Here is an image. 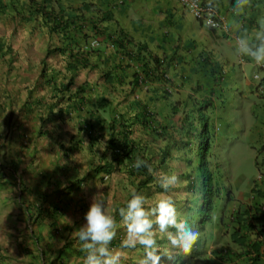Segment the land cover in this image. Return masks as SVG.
Here are the masks:
<instances>
[{"label":"crops","instance_id":"crops-1","mask_svg":"<svg viewBox=\"0 0 264 264\" xmlns=\"http://www.w3.org/2000/svg\"><path fill=\"white\" fill-rule=\"evenodd\" d=\"M211 1L220 5L227 33L213 32L211 36L176 0H125L121 6L117 0H60L67 32L51 33L40 16L28 13L30 0H1L0 48L4 49L0 53V88L8 86L9 90L6 99L0 97V264H45L56 257L54 264H83L81 242L63 247L79 228L71 231L56 226L61 233L55 232L51 210L68 205L62 225L77 218L86 222L94 194L102 192L111 214L118 177L103 182L101 175L94 176L60 200L51 195L44 203L41 197L52 193V183L64 186L71 177L83 179L102 161L111 134L110 118L116 112L124 113L135 103H148L158 113L159 128L171 116L168 105L172 101L158 91L163 85H152L148 93L139 91L136 96L142 102L131 94L130 83L138 64L121 60L106 44L90 50L93 13L85 14L83 7L89 2L106 7L115 4L114 20L101 23V27L108 32L121 28L136 41L148 44L154 54L168 58L174 64L168 66L171 82L199 81L205 58L218 69L228 70L230 76L235 68L239 76H247L260 66L238 55L235 41L244 30L250 34L257 27V18L264 16V0H251V7L239 16L233 11L235 0ZM36 20L43 25L37 32ZM61 46L64 53L56 49L47 58L50 49ZM208 51L213 56L207 55ZM71 54H79L85 63L69 71L75 64ZM83 87L86 89L81 94ZM182 97L185 99L187 93L182 92ZM60 99L63 102L58 110L63 113L59 118H48ZM136 137L141 139L140 134ZM121 188L125 189L124 184ZM119 203L116 201L115 207ZM40 205L49 211L32 226L29 215L37 213ZM3 229L7 235H2Z\"/></svg>","mask_w":264,"mask_h":264},{"label":"clouds","instance_id":"clouds-1","mask_svg":"<svg viewBox=\"0 0 264 264\" xmlns=\"http://www.w3.org/2000/svg\"><path fill=\"white\" fill-rule=\"evenodd\" d=\"M120 1L119 6L125 4V0H117V2ZM47 2L50 4L47 5ZM47 2L39 4L36 0H30L31 6L28 13L40 16L43 25L50 28L51 33L67 32V25L61 20L62 12L65 10L62 9L60 0H47ZM176 2L199 25L207 28L210 35L213 32L227 33L219 4L211 0H176ZM88 5H85L82 11L85 14L93 13L90 18L93 27L90 50H96L100 44H106L115 50L121 60L138 64V69L130 83L131 94L134 95L137 102H142L137 99V93L141 90L148 93L152 85L155 84L163 85L158 91L161 92V96L163 94L164 99L172 101L168 105L171 108V116L163 128L154 126L153 133L147 134L140 124H136L131 137L135 143L141 141V143L149 144V155L157 156V159L160 158L158 155L161 154L163 148L167 147L170 158L165 164L169 169L163 168V170L156 171L153 175V182L145 187L141 186L140 178L132 176L123 168L112 175L100 174L101 181L106 182L110 181L112 176H117L118 172H126L127 180L131 183L130 186L136 191H132V198L128 201L127 206L123 204L112 211L111 214L114 213V215H111L106 207L102 199L103 193L94 194L90 208L85 214L86 222H81L80 218L67 222L73 229H79L74 232L73 237H69L67 244L65 243L63 247L81 242L85 251L80 256L83 264H176V261H182L184 255H186L187 262L213 259L222 263L230 261L231 264H252L251 258L254 256L251 254L252 248L249 250V247H242L237 240L233 239V235L239 231L238 237L246 236L249 245L260 246L262 255L259 264H264V234L260 235L261 231H264V197L259 196V192H264V188L262 186V190L258 189L259 183H264V164L262 169H259V176L249 182L250 187L247 188L249 193L247 198L242 200L239 186L243 178L237 182L234 180L233 162L235 160L225 145L228 141L236 140L235 136H239L241 133L253 140L255 135V140L261 144V147L259 149L252 148L258 153L256 165H261L258 162V157L264 153V132H262L264 120L260 123L261 129L252 130L250 125L245 122V114L246 105H250L252 123L255 121L253 118L260 117L257 115L258 107L262 105L261 107L264 108V104L251 101L255 100V96L264 100V68H262L264 66V16L257 18V27L253 28L250 34L244 30V35L235 41L237 54L249 57L256 65L260 66L257 70L248 72L247 76H239L238 69L235 68L230 76L228 70L218 69L213 65V62H207L208 58H205L201 66V79L188 84L187 82H171L168 66L174 64L168 62V58L154 54L145 42L136 41L121 28L108 32L101 27V23L114 20L113 6L115 4L106 7L89 2ZM250 7L251 0H235L233 11L239 16ZM43 25L37 22L35 32L39 28L43 29ZM120 32H123L127 39H123ZM117 43L119 44L117 45ZM140 48H145V52H140ZM3 49L1 48V50ZM54 50L60 53L65 52L62 46L55 47L47 52V58L53 55ZM209 54L213 56L212 51H208L207 55ZM70 57L75 64L69 71L77 69L76 64L85 63L84 60H80L79 54L77 57L71 54ZM152 57L157 58L158 62H153ZM147 66L150 73L144 72ZM85 89L86 87H83L79 93L83 94ZM182 92L187 93L185 99L182 97ZM62 102L63 100L60 99L55 103L48 118L60 117L63 112H60L58 107ZM139 104L142 105L141 103L132 104L126 112H116L114 118L112 120L110 118L109 140L113 134L110 126L115 119L133 123L136 116H141L145 110L154 113L157 117L158 113L152 110L148 103L140 108ZM198 127H200L199 143L194 153L196 162L194 165L188 163L184 156H177L182 151V147L175 135L181 129L191 137L197 132ZM138 134L141 139H137L136 135ZM203 139H206V147L204 154H201L200 148H202ZM109 140L107 149L111 141ZM107 155L109 156L108 153ZM202 157L206 159L207 168L212 176L213 201L210 211L211 220L201 230L200 221L204 217L203 207L206 194L205 181L201 173ZM101 162L92 166L90 171L94 170L96 165L99 166ZM180 165L186 166L184 171H190L192 168L194 172L192 177L187 178L189 190L186 194L198 192L196 197H199V191L201 193L197 208L191 210L189 204L181 208V211L188 213V218L178 215L174 202L166 195L181 183L178 177ZM133 167L136 169L144 167L148 168L150 172L152 171L151 165L140 158L136 159ZM97 187L101 188L99 184ZM196 187L197 189H195ZM148 190L165 194H162L152 206L145 207V198L141 193ZM139 191L140 193H138ZM115 211H117V215H115ZM245 212L256 215L257 219L249 217L245 225L242 223L240 225L237 216ZM191 218H195L193 224ZM250 224L254 226L249 227ZM210 226L212 227L210 240L203 247L200 243L201 234L206 233ZM216 238L219 240L213 242ZM226 238L230 242L229 249L223 248L225 245L223 241H226ZM170 250L176 251L169 252Z\"/></svg>","mask_w":264,"mask_h":264},{"label":"trees","instance_id":"trees-1","mask_svg":"<svg viewBox=\"0 0 264 264\" xmlns=\"http://www.w3.org/2000/svg\"><path fill=\"white\" fill-rule=\"evenodd\" d=\"M120 36L123 39H127V36L123 32H120ZM118 44L119 43H117V45ZM139 50L140 52H145V48H140ZM1 51L2 50L0 48V53ZM152 61L158 62V59L152 57ZM144 72L145 73L151 72L148 69V66L144 69ZM136 124H140L141 127L147 131V134H150L153 133V131L155 130L154 126L158 128L159 117L158 115L157 117H155L154 113L152 114L150 111L145 110V112H143L141 116L138 115L136 116L133 123L131 121H124V120L120 121L116 119L113 120V124L112 126H110V129L113 131V134L110 139L111 141L109 140L110 142L108 145V149L106 151V153H108L109 156L104 153L101 164L99 166L96 165V168L90 171L87 174V176L83 179L75 180L73 179V177H71L70 182L65 184L64 186H61V184L59 183H52L50 185V188H53L52 193L45 194V196L41 197V200L44 203H48L50 201L51 195L52 197L56 196L57 199L60 200L62 196H69L71 193L77 191L78 190L77 188L80 187V185L84 181L90 179L91 176L93 175L98 176L100 174L112 175L113 173L121 170L122 168L126 169L127 172H129L132 176H135L136 178H140L142 180L140 183L142 187H145L149 183H152L154 179L153 175L155 174L156 171L163 170V168H165L166 170L169 169V167L165 164V162L170 158L168 155V149L167 147L163 148L161 154L158 155L160 156L159 159H157V156H150L149 155L150 148L148 147L149 144L143 142L141 143V141L139 143H135L133 140H131ZM118 142L120 143L118 144ZM205 147H206V139H203L202 148H200L201 154H204ZM119 150L121 152H118ZM137 158L147 161L148 164L151 165L152 171L150 172L148 168H144V167L140 169L134 168L133 165ZM201 173L205 181L204 185L206 186L205 204L203 207L204 217L200 221V228L202 230L204 229L205 225L211 220L210 211L212 209V201H213L212 176L207 168V162L204 157H202ZM259 196L264 197V192H259ZM67 209H68V205L65 207V205L62 204L60 206L54 207L53 210H51L53 214L52 217L55 220V222L52 224L53 228L57 226V227H62L65 230L73 229L71 225L68 224L62 225L61 220L64 217L65 211H67ZM48 211L49 209L46 210V208H44L43 205H40L39 211H37V213L32 215L29 213L30 211L28 208L27 213L30 214L29 215L30 224L34 225L37 221L43 219L45 215L48 213ZM249 217L253 219H257L256 215H251L250 213L247 214V212H245L244 214L237 216L239 224L242 223L245 225ZM250 226H254V225L250 224L249 227ZM55 229H56L55 232L60 231L57 228ZM238 233L239 231L233 235V239L235 241L237 240L242 247H249V250L252 248L251 254H254V256L251 258L252 264H259L262 255L260 246L257 244H254L253 246L252 244L249 245L247 237L246 236L238 237ZM261 233L262 234L260 235H263L264 231H261ZM37 237L38 240L41 241L40 238L42 237L41 236H37ZM64 248H66V246ZM44 253L45 252L43 250L42 251L43 256ZM54 261L55 260H52L51 262L48 263L47 260V263L45 264H54Z\"/></svg>","mask_w":264,"mask_h":264},{"label":"rangeland","instance_id":"rangeland-1","mask_svg":"<svg viewBox=\"0 0 264 264\" xmlns=\"http://www.w3.org/2000/svg\"><path fill=\"white\" fill-rule=\"evenodd\" d=\"M261 74L263 73L262 71L260 72ZM263 82H264V78H263ZM8 86H5L3 88H0V97L6 99L7 98V94H8ZM252 103L255 101L258 104H264V100L263 99H259V97L255 96V100L252 99L251 100ZM261 113H260V117H257L256 119L253 118V121L251 123V106H247L246 105V114H245V122L250 125V128L253 130L256 128L257 129H261V121L264 120V108L261 107ZM200 131V127H198L197 132L195 134H193V136L190 137V135L188 133H186L185 130H178V132H176V140H178L180 142V146L182 147V151L179 152L177 154V156H184L185 159L187 160L188 163H193L195 165V150L196 147L199 143V138H198V133ZM264 132V130L262 131ZM236 140H231L226 142V147L229 150V154L233 157V159L235 160L233 162V167H234V175L233 177L235 178L234 180L237 182L239 180H242L239 188L241 191V199H246L247 195L249 193V191L247 190V188H249V182L258 177L259 176V169H262L263 164H264V153L260 154L258 157V162L261 164L260 166L256 165V157L258 156V153L256 152V150H254L253 148H260L261 144L259 142H257L255 140V135H254V140L253 138L247 136L246 134H239V136H235ZM253 147V148H252ZM195 148V149H194ZM189 153V154H188ZM186 163V162H185ZM186 168V166L184 165H180V167H178V171L180 172L179 174V179L181 181V183L177 186V188L175 189H171L168 193H166V195L168 197H170L172 199V201L174 202V205L177 209V213L180 216H184L186 218H188V213L185 211H181V208L186 207L187 204H189L190 209H195L197 208V204L199 205V198H200V191H199V197H196V195L198 194V192L193 193L190 192L189 195H187L186 193L189 190V181L187 180V178L192 177V175L194 174V172L192 171V168H190V171H184ZM264 170V169H263ZM125 171L127 172V170L125 169ZM124 172V170H123ZM126 172L121 173L118 172L117 173V177H118V187L119 190H115V196L112 198L111 201V206H112V210L114 211L116 210L115 207V202L116 201H120L119 206L121 205H125L127 206L128 201L132 198V191L135 189H132V187L130 186L131 183L129 180H127V175ZM182 172H184L182 174ZM121 175V176H120ZM159 183V182H158ZM124 184V190L122 191L121 185ZM197 189V187L195 188ZM258 189H263L262 188V184L259 183L258 185ZM136 191V190H135ZM140 193V191L138 192ZM142 196L145 198V207L148 206H152V204L154 202H156L158 200V198H160V196L162 194H165L164 192H162L161 194L156 193V192H152L151 190L145 191L144 193H141ZM125 197V198H124ZM188 200V201H187ZM198 200V202H197ZM117 211H115V215H117ZM111 215H114L111 214ZM192 215V212H191ZM195 218H191V222L193 224ZM213 227H215V225H213ZM211 226L208 227V231L206 233L201 234V240L200 243L202 244L203 247H205L206 244L209 243L210 240V232H211ZM8 231H5L3 229L2 231V235H7ZM7 238H5L4 240L6 241ZM227 239V238H226ZM219 239H214L213 242H217ZM224 242V247H227L229 249V239H227ZM218 248V247H215ZM9 249V248H8ZM216 250V249H215ZM176 250H170L169 252H175ZM184 260V261H183ZM176 264H231L230 261H227L226 263H222V262H218L217 260H202V261H193V262H187L186 261V255H184V258L182 259V261H176ZM241 264V263H239ZM244 264V263H243Z\"/></svg>","mask_w":264,"mask_h":264}]
</instances>
